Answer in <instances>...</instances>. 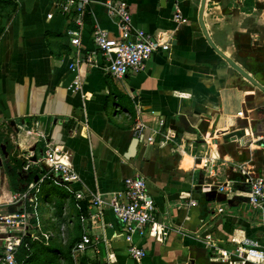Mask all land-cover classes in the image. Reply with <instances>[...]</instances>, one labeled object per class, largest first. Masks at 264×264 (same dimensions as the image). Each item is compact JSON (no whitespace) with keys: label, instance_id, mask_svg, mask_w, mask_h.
<instances>
[{"label":"crops","instance_id":"obj_1","mask_svg":"<svg viewBox=\"0 0 264 264\" xmlns=\"http://www.w3.org/2000/svg\"><path fill=\"white\" fill-rule=\"evenodd\" d=\"M127 1L134 25L170 48L117 79L92 37L96 25L118 34L107 0L82 6L79 46L54 0H0V252L9 233L37 232L4 219H28L41 205L50 244L72 250L77 264H229L197 233L229 251L264 233L244 173L264 177V92L209 44L201 0ZM204 23L213 43L264 85V0H207ZM138 124L153 142L139 137ZM48 147L78 181L52 168ZM137 173L158 221L172 228L163 241L135 235L146 251L139 260L115 213L97 217L90 202L95 193L122 195ZM83 235L92 243L78 251Z\"/></svg>","mask_w":264,"mask_h":264},{"label":"built area","instance_id":"obj_2","mask_svg":"<svg viewBox=\"0 0 264 264\" xmlns=\"http://www.w3.org/2000/svg\"><path fill=\"white\" fill-rule=\"evenodd\" d=\"M54 1L62 14L67 15V31L72 43L79 46L85 28V12L82 6L88 3V0ZM106 5L110 16L116 21L118 34L116 37L111 36L107 29L96 25L92 37L96 48L106 58V68L114 78L124 79L139 73L145 68L155 51L159 48L164 50L170 48V42H164L163 38L162 40L155 39L151 34L134 25L127 0H107ZM178 17L183 19L181 14H178ZM79 61L80 59H77L76 62L79 63ZM239 114L241 115L242 112ZM137 134L142 139L146 138L147 142L154 141V135L146 137L144 128L140 124L137 126ZM56 156V151L48 147L45 159L52 165V168L56 169L68 182L78 181L79 176L72 165L58 160ZM244 173H247V181L250 185L249 203L264 226V177L253 171H244ZM77 196L78 198L83 197L82 194ZM90 202L97 209V217L103 218L105 211L111 209L120 219L125 240L128 243V251L136 260L145 256L146 251L134 242L135 235L145 236L149 233L156 240L163 241L172 229L171 226L158 221L155 206L147 191L146 178L140 173L126 178L122 195L117 194L106 199L102 194L95 193L90 196ZM195 203V200H190V204ZM4 221L13 226L28 224L25 215L21 218L17 216L5 218ZM26 235L24 230H19L3 238L5 249L0 252V264H17L18 248ZM197 237L201 238L212 250L215 260L229 264H264V233L260 237H246L235 241V248L231 251L220 249L210 233L200 232L197 233ZM91 243L92 239L83 235L75 249L83 251Z\"/></svg>","mask_w":264,"mask_h":264},{"label":"rangeland","instance_id":"obj_3","mask_svg":"<svg viewBox=\"0 0 264 264\" xmlns=\"http://www.w3.org/2000/svg\"><path fill=\"white\" fill-rule=\"evenodd\" d=\"M39 207L33 208L34 215L27 219L28 225L37 231L33 237L26 235L31 236V239H35L34 243L31 242V250L34 252L33 260L28 264H77L78 260L73 255L72 250L50 244L51 236L47 230L50 229V217L46 215L44 210H41L42 207L41 209ZM56 224H59L58 226L62 231L60 222L58 221Z\"/></svg>","mask_w":264,"mask_h":264},{"label":"water","instance_id":"obj_4","mask_svg":"<svg viewBox=\"0 0 264 264\" xmlns=\"http://www.w3.org/2000/svg\"><path fill=\"white\" fill-rule=\"evenodd\" d=\"M206 2H207V0H201L200 10H199V22H200L202 31H203L206 39L208 40L209 44L212 46V48L218 54H220L222 57H224L235 70H237L242 76H244L250 83H252L254 86L258 87L261 91L264 92V85L257 78H255L251 73H249L244 68H242L237 62H235L230 57H228L222 50H220L213 43V41H212V39L208 33V30L205 26V23H204V10L206 7ZM136 140L138 142V139H136ZM2 149L6 153L5 146H2ZM132 151H133V149H130V152H132Z\"/></svg>","mask_w":264,"mask_h":264},{"label":"trees","instance_id":"obj_5","mask_svg":"<svg viewBox=\"0 0 264 264\" xmlns=\"http://www.w3.org/2000/svg\"><path fill=\"white\" fill-rule=\"evenodd\" d=\"M31 246V238L27 237L22 240L16 256L18 264H28L32 262L34 252L31 250Z\"/></svg>","mask_w":264,"mask_h":264}]
</instances>
